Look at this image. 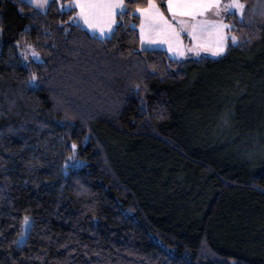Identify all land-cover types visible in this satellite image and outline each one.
<instances>
[{
    "label": "trees",
    "instance_id": "16d2710c",
    "mask_svg": "<svg viewBox=\"0 0 264 264\" xmlns=\"http://www.w3.org/2000/svg\"><path fill=\"white\" fill-rule=\"evenodd\" d=\"M68 2L0 0V264H264V0L187 59Z\"/></svg>",
    "mask_w": 264,
    "mask_h": 264
},
{
    "label": "snow or ice",
    "instance_id": "6c2138e0",
    "mask_svg": "<svg viewBox=\"0 0 264 264\" xmlns=\"http://www.w3.org/2000/svg\"><path fill=\"white\" fill-rule=\"evenodd\" d=\"M28 2L37 4L38 0H28ZM69 2L73 7L79 8V12H74L73 17L70 19H74L78 24L83 22L94 33L99 31L101 38L107 37L114 32L112 25L116 23V13H123L126 10L123 0H69ZM164 3L167 11L172 14L173 19L179 25V30L176 25L168 20L156 0H148V7H138L137 11L141 14H146L148 31L164 35L170 45L175 42L176 47H170V50L181 56L185 55V52L180 47V30L186 29L191 35L197 32L203 33L207 26L214 25L218 32H222V29L229 28L231 25L223 24L221 21H208L200 18L211 10L212 14L217 16L222 11L235 12L243 19L246 9L244 0H227L223 4L222 0H164ZM184 17L188 19H184ZM141 39H145L143 26ZM231 39L236 41L237 37L232 35ZM149 42H151L150 39ZM28 48H32V46L28 45ZM199 50V46L192 48V51L197 54ZM214 51L219 54L224 51V48L219 46ZM32 55L38 57L39 53L33 50ZM72 147L73 149L76 148L75 143H73ZM27 219L28 217H25L26 221Z\"/></svg>",
    "mask_w": 264,
    "mask_h": 264
},
{
    "label": "rangeland",
    "instance_id": "374dc122",
    "mask_svg": "<svg viewBox=\"0 0 264 264\" xmlns=\"http://www.w3.org/2000/svg\"><path fill=\"white\" fill-rule=\"evenodd\" d=\"M47 1L48 0H38V3L37 4H34V5L36 7H38L39 9L46 10L47 7H48V2ZM226 2H227V0H225V3ZM70 6H71V4L68 2V3H65L63 7L64 8H68ZM226 13H228V12L222 11L221 14H220V16H224ZM210 15H211V17H213L212 12L210 13ZM140 18H141V16H140ZM81 23L83 24V22H81ZM172 23L174 25H176L177 29L179 30V25L177 24V22H176L175 19L172 20ZM83 25L86 27L85 24H83ZM182 31H184V30H182ZM195 34L197 35V36H195L196 39L194 38V36L190 37V36L187 35L188 36V41L186 43H184L186 47L185 48H182V50H184V52H185V55L181 56V55H179V54H177L175 52H171L170 55L173 56V57H176V58L187 59V58L198 57L200 55H209V56H212V57H222L226 53V49H227L226 48V44H227L228 33L226 32L225 29H222V32H218L216 30V27L215 26H214V29H212V27L211 28H208V30L206 31V34H205L206 36L202 37V39H205L204 41H202L200 38H198L199 36H202L204 34V32L203 33L197 32ZM221 41H222V43H221ZM194 46H199V49L200 50H199V53L198 54L196 52H193L192 51V48ZM219 46H222L224 48V51L223 52H220L219 54H216L214 50L217 47H219ZM24 49H26V52H24ZM32 52H33V49H31V51H29V48L26 47V46H24L22 48V53H25V58L27 57V58H30L32 60H41L42 59V57L40 55L38 57L33 56L32 55ZM241 93H242V91H241ZM259 157H264V153L261 154ZM29 223H30V221H29ZM27 224L28 223L25 224L26 225V228H27ZM24 238H25V235H23L19 239V242H22L24 240Z\"/></svg>",
    "mask_w": 264,
    "mask_h": 264
},
{
    "label": "crops",
    "instance_id": "0c3cea01",
    "mask_svg": "<svg viewBox=\"0 0 264 264\" xmlns=\"http://www.w3.org/2000/svg\"><path fill=\"white\" fill-rule=\"evenodd\" d=\"M49 1L50 0L47 1L48 2V5H49ZM123 2H124V0H123ZM223 3H225V0H222V4ZM147 7H148V5L146 7H142V8H147ZM76 12H79V8H76ZM137 13H139V12L137 11ZM210 13H211V10H209V12H207L206 15H204L200 19L208 20V21H221L223 24H226L225 23V16L228 13H230V12L226 13L224 16H220V15L217 16V15H214L213 14V17H211ZM118 14H119V12H117L116 13V16H115L116 23H117V16H118ZM139 14L141 16V21H140V24L138 26L139 33H140V37H141L142 26H143L144 36H145V39L144 40L141 39L142 46H144V47H158V48L166 49L169 53L174 52V51H171L170 50V47L171 48H175L176 47L175 42H173L170 45L167 42V40H166V38H165L164 35L157 34V33H150L148 31V21H147V18H146V14H141V13H139ZM164 14L168 18V20L172 23V20H174L173 17H172V14L170 12H168V14L167 13H164ZM184 19H188V18L187 17H184ZM116 23L112 25V28L113 29L115 28ZM211 27H212V29H214V25L207 26L206 27V30L204 31V34L202 36H199L198 38H200L202 41H204L205 39H202V37L206 36L205 35L206 34V31L208 30V28H211ZM224 29L226 30V28H224ZM89 30L93 32L92 29H89ZM94 34H97L98 36L101 37V34L99 33V31H96ZM187 35L190 36V37L194 36V38H195V36H197L196 34L195 35L194 34L193 35L192 34L190 35L186 29L184 31L180 30L179 31V40H180V47L181 48H185L186 47L184 43H186L188 41V36ZM149 39H150L151 42H149Z\"/></svg>",
    "mask_w": 264,
    "mask_h": 264
}]
</instances>
